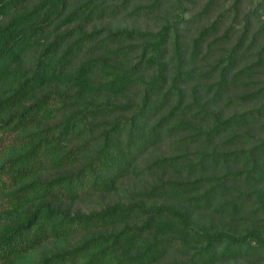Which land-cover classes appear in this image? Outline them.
<instances>
[{"label":"trees","instance_id":"obj_1","mask_svg":"<svg viewBox=\"0 0 264 264\" xmlns=\"http://www.w3.org/2000/svg\"><path fill=\"white\" fill-rule=\"evenodd\" d=\"M263 120L264 0H0V264H264Z\"/></svg>","mask_w":264,"mask_h":264},{"label":"rangeland","instance_id":"obj_2","mask_svg":"<svg viewBox=\"0 0 264 264\" xmlns=\"http://www.w3.org/2000/svg\"><path fill=\"white\" fill-rule=\"evenodd\" d=\"M107 23H109V21H107ZM111 23L114 24V25H124L125 24L124 22L120 21V19L115 20V21H113ZM141 24L146 27V26H149V25H154V21L151 20V19H148V20L145 19V20H143L141 22ZM97 26H100V25H97ZM246 108H248V107H246ZM252 133L255 136H259V137L260 136H264V120L262 122L258 123L255 126V128H254ZM250 262L254 263V264H259V262L255 258H251ZM225 264H248V263L244 262L243 259H240V260H237V261H234V262L225 263Z\"/></svg>","mask_w":264,"mask_h":264}]
</instances>
